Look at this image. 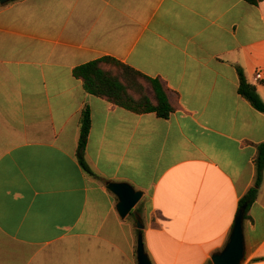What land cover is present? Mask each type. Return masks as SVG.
Here are the masks:
<instances>
[{
  "label": "crops",
  "instance_id": "obj_1",
  "mask_svg": "<svg viewBox=\"0 0 264 264\" xmlns=\"http://www.w3.org/2000/svg\"><path fill=\"white\" fill-rule=\"evenodd\" d=\"M112 56L168 90L169 118L88 93L74 69ZM264 0H12L0 5V264H139L140 229L108 181L144 192L153 264H208L256 181ZM257 74H261L259 79ZM86 106V161L77 156ZM244 221L264 264V178Z\"/></svg>",
  "mask_w": 264,
  "mask_h": 264
},
{
  "label": "trees",
  "instance_id": "obj_2",
  "mask_svg": "<svg viewBox=\"0 0 264 264\" xmlns=\"http://www.w3.org/2000/svg\"><path fill=\"white\" fill-rule=\"evenodd\" d=\"M258 4L260 0H246ZM1 5V3H0ZM116 69L118 72H115ZM74 75L82 79L88 93L105 98L109 102L132 112L142 114L154 112L161 118H169L175 111L171 104L168 90L159 78H153L112 56H103L84 63L74 69ZM239 93L252 103L259 111L264 112V101L257 88L252 85L243 69L239 68ZM143 81L149 83L153 90L150 96ZM264 82V80H263ZM92 125L91 111L86 106L80 120V138L77 156L82 167L91 175L99 177L92 171L86 161V149ZM256 181L254 186L240 201V213L247 205L245 218L250 206L257 200L264 178V142L257 145ZM208 264H213L211 261Z\"/></svg>",
  "mask_w": 264,
  "mask_h": 264
},
{
  "label": "water",
  "instance_id": "obj_3",
  "mask_svg": "<svg viewBox=\"0 0 264 264\" xmlns=\"http://www.w3.org/2000/svg\"><path fill=\"white\" fill-rule=\"evenodd\" d=\"M10 1L12 0H0V3L5 4ZM107 187L118 198L117 210L119 215L125 218L133 212L137 218V225L141 230L138 237L139 264H153L145 248L142 234V229L144 228L142 217L137 212L133 211L142 200L144 192L127 181H108ZM246 208L247 205H244L242 212L237 217L229 241L224 249L213 255V264H241L244 261L246 256V241L244 234Z\"/></svg>",
  "mask_w": 264,
  "mask_h": 264
},
{
  "label": "rangeland",
  "instance_id": "obj_4",
  "mask_svg": "<svg viewBox=\"0 0 264 264\" xmlns=\"http://www.w3.org/2000/svg\"><path fill=\"white\" fill-rule=\"evenodd\" d=\"M114 70H115V72H118L116 69H114ZM143 83H144V86H145V90H146V92H147L150 96H152V95H153V90H152L151 85H150L149 83L145 82V81H143Z\"/></svg>",
  "mask_w": 264,
  "mask_h": 264
},
{
  "label": "built area",
  "instance_id": "obj_5",
  "mask_svg": "<svg viewBox=\"0 0 264 264\" xmlns=\"http://www.w3.org/2000/svg\"><path fill=\"white\" fill-rule=\"evenodd\" d=\"M261 77V74H257L256 78L259 79Z\"/></svg>",
  "mask_w": 264,
  "mask_h": 264
}]
</instances>
